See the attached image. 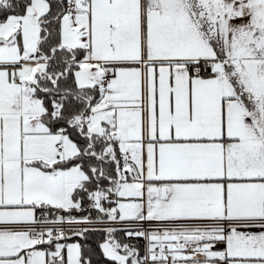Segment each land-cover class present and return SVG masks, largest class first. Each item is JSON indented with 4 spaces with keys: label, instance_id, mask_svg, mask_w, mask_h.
I'll return each instance as SVG.
<instances>
[{
    "label": "snow or ice",
    "instance_id": "1",
    "mask_svg": "<svg viewBox=\"0 0 264 264\" xmlns=\"http://www.w3.org/2000/svg\"><path fill=\"white\" fill-rule=\"evenodd\" d=\"M0 264H264V0H0Z\"/></svg>",
    "mask_w": 264,
    "mask_h": 264
}]
</instances>
